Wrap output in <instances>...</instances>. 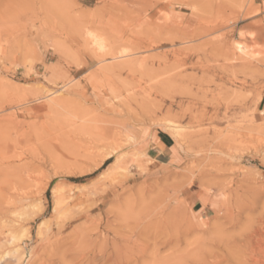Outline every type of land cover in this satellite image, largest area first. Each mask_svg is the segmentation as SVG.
Masks as SVG:
<instances>
[{"label": "rangeland", "instance_id": "1", "mask_svg": "<svg viewBox=\"0 0 264 264\" xmlns=\"http://www.w3.org/2000/svg\"><path fill=\"white\" fill-rule=\"evenodd\" d=\"M252 4L0 0V264H264Z\"/></svg>", "mask_w": 264, "mask_h": 264}, {"label": "crops", "instance_id": "2", "mask_svg": "<svg viewBox=\"0 0 264 264\" xmlns=\"http://www.w3.org/2000/svg\"><path fill=\"white\" fill-rule=\"evenodd\" d=\"M252 9L258 8L260 13L253 20L264 22V0H252ZM143 148L147 152V157L152 160V165L158 169L173 166L178 160H182V153L177 148L174 139L162 128H151L146 130L143 139ZM201 205L197 202L195 206ZM201 214L207 215V211L201 207Z\"/></svg>", "mask_w": 264, "mask_h": 264}, {"label": "bare ground", "instance_id": "3", "mask_svg": "<svg viewBox=\"0 0 264 264\" xmlns=\"http://www.w3.org/2000/svg\"><path fill=\"white\" fill-rule=\"evenodd\" d=\"M242 36H244V34L242 33ZM64 41V40H63ZM95 44H97V42H95ZM58 45H60V43L58 44ZM99 45V44H98ZM65 46V45H64ZM58 47V46H57ZM61 48V47H60ZM99 48L100 49H103L104 48V45H102V44H100L99 45ZM117 57V56H116ZM124 57H126V52L125 51H123V52H120L119 53V56L117 57V58H124ZM261 113H263V115H264V111H262ZM164 124L166 125V128L170 131V132H172L174 135H179V133L180 132H182V130H183V128L182 127H180V126H178L175 122H173V121H170V120H167V121H165L164 122ZM262 129V128H261ZM261 131V130H260ZM141 155V154H140ZM139 156V155H138ZM111 158V156H109L107 159H110ZM153 160V159H152ZM59 203H61V202H58V200L56 201V208L54 209V210H56L57 209V207L59 206ZM42 225V224H41ZM262 238V237H261ZM19 239V238H18ZM17 238H13V243L14 242H16L17 240H18ZM263 239V238H262ZM259 243H262V242H259ZM13 245V244H12ZM264 248V247H263ZM19 249H20V247L17 249V250H14V252L15 253H18L19 252ZM260 250H261V252H263L264 251V249H261V247H260ZM262 254V253H261ZM255 263L256 264H261L258 260H256L255 261Z\"/></svg>", "mask_w": 264, "mask_h": 264}]
</instances>
